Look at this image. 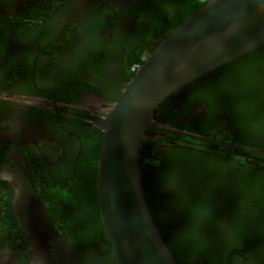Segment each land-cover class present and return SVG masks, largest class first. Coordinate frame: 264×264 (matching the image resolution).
<instances>
[{
    "label": "flooded vegetation",
    "instance_id": "1",
    "mask_svg": "<svg viewBox=\"0 0 264 264\" xmlns=\"http://www.w3.org/2000/svg\"><path fill=\"white\" fill-rule=\"evenodd\" d=\"M133 1L49 0L53 6L47 9L45 0H0V264H110L115 259L109 243L87 247L78 240L77 218L65 212L71 204L50 200L57 196L52 188L69 191L80 179L92 185L88 151L97 130L102 134L93 120L117 101L132 72L126 69L122 41L131 32ZM225 143L235 155V146ZM151 175L147 185L154 211L174 241L187 226L173 220L174 225L169 217L184 204L176 200L179 180L160 187L163 196ZM198 259L206 264L201 254L193 264Z\"/></svg>",
    "mask_w": 264,
    "mask_h": 264
},
{
    "label": "trees",
    "instance_id": "2",
    "mask_svg": "<svg viewBox=\"0 0 264 264\" xmlns=\"http://www.w3.org/2000/svg\"><path fill=\"white\" fill-rule=\"evenodd\" d=\"M206 1L134 0L129 7L131 32L122 41L127 51V72L134 64L143 62L148 46H153V50L166 34ZM52 6L45 0V8ZM132 74L130 71L127 77L131 78ZM154 116L173 128L229 142L237 153L264 159V46L186 84L163 100L155 108ZM157 133L161 134L158 139L143 141L140 149L143 185L151 215L178 264H193L196 254H201L206 264L238 261L264 264V162L236 156L229 145L147 130L148 135ZM100 142L97 130L92 151H88L92 185L80 179L72 183L69 191L51 189L57 194L51 203L71 204L65 212L68 218H77L78 228L74 231L87 247L92 243L104 242L107 246L109 243L103 234L93 185ZM246 146L257 147L260 152H247ZM153 147H158L155 153ZM152 172L158 190L175 178L180 183L175 191L176 200L184 204L178 215L167 213L172 223L180 221L187 226L174 241L164 234L166 229L153 208V194L147 185ZM184 214H193L188 219L193 223L181 221ZM197 263L202 264L200 259ZM110 264L118 263L113 259Z\"/></svg>",
    "mask_w": 264,
    "mask_h": 264
},
{
    "label": "water",
    "instance_id": "3",
    "mask_svg": "<svg viewBox=\"0 0 264 264\" xmlns=\"http://www.w3.org/2000/svg\"><path fill=\"white\" fill-rule=\"evenodd\" d=\"M263 46L264 0H208L157 43L132 71L117 101L93 120L102 132L98 209L118 264H178L145 195L140 149L143 141L161 136L147 130L214 142L159 122L155 108L186 84Z\"/></svg>",
    "mask_w": 264,
    "mask_h": 264
},
{
    "label": "built area",
    "instance_id": "4",
    "mask_svg": "<svg viewBox=\"0 0 264 264\" xmlns=\"http://www.w3.org/2000/svg\"><path fill=\"white\" fill-rule=\"evenodd\" d=\"M138 66V64H134L132 67H131V70L134 71L136 69V67Z\"/></svg>",
    "mask_w": 264,
    "mask_h": 264
},
{
    "label": "clouds",
    "instance_id": "5",
    "mask_svg": "<svg viewBox=\"0 0 264 264\" xmlns=\"http://www.w3.org/2000/svg\"><path fill=\"white\" fill-rule=\"evenodd\" d=\"M132 67V66H131Z\"/></svg>",
    "mask_w": 264,
    "mask_h": 264
}]
</instances>
